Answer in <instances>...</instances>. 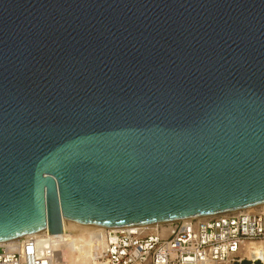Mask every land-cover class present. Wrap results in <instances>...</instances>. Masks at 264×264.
Returning a JSON list of instances; mask_svg holds the SVG:
<instances>
[{"label": "water", "instance_id": "1", "mask_svg": "<svg viewBox=\"0 0 264 264\" xmlns=\"http://www.w3.org/2000/svg\"><path fill=\"white\" fill-rule=\"evenodd\" d=\"M264 203V0H0V240Z\"/></svg>", "mask_w": 264, "mask_h": 264}, {"label": "built area", "instance_id": "2", "mask_svg": "<svg viewBox=\"0 0 264 264\" xmlns=\"http://www.w3.org/2000/svg\"><path fill=\"white\" fill-rule=\"evenodd\" d=\"M94 234L102 245L96 264H264V209L100 228ZM52 235L47 229L0 244V264H54ZM253 246L260 247V256Z\"/></svg>", "mask_w": 264, "mask_h": 264}, {"label": "bare ground", "instance_id": "3", "mask_svg": "<svg viewBox=\"0 0 264 264\" xmlns=\"http://www.w3.org/2000/svg\"><path fill=\"white\" fill-rule=\"evenodd\" d=\"M242 209H246V210L264 209V203ZM207 216L210 215H202L197 217L204 218ZM70 219H71L72 230L66 231L64 215H63V232L52 235V242L49 245L55 249L53 263L54 264H96L98 261L97 259L101 255L102 245L100 239L95 237L94 233L97 229L103 227H99L93 230H88L87 222H84L85 232L83 230H80L79 232L76 230L75 232L73 225V218L70 217ZM19 238L21 237L8 239V240H0V244ZM252 252L256 257L262 254L261 249L258 246H253Z\"/></svg>", "mask_w": 264, "mask_h": 264}]
</instances>
